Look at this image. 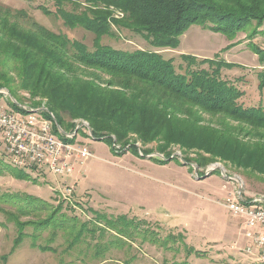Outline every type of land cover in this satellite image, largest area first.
I'll list each match as a JSON object with an SVG mask.
<instances>
[{
  "label": "rangeland",
  "instance_id": "374dc122",
  "mask_svg": "<svg viewBox=\"0 0 264 264\" xmlns=\"http://www.w3.org/2000/svg\"><path fill=\"white\" fill-rule=\"evenodd\" d=\"M74 1L77 8L86 6L85 0H65L63 9L70 11ZM0 2L15 13L23 10L29 15L26 22L36 21L57 33L61 30L92 48L95 34L91 30L69 28L62 16L36 9L44 5L55 12L56 0ZM25 21L21 18L23 24ZM253 24L252 35L241 33L235 38L194 24L181 35L177 47L161 52L166 58H175L176 63L182 61L181 54L222 60L227 63L224 71L243 83L244 101L253 104L264 97V60L260 59L264 54V20ZM113 28L117 35H105L101 42L125 50L149 49L150 44L140 35ZM258 47L263 51H256ZM73 67L81 77L96 81L102 88L125 91L121 80L105 70L79 63ZM5 73L8 81L0 89V103L15 111L20 104L38 107L43 118L50 117L48 112L54 116L47 99L21 88L13 70L6 68ZM182 107L183 112L178 111L168 124V132L179 135L148 143L135 132L128 135V144L112 133L109 138H95L91 123L76 117L72 123L78 132L69 140L83 144L93 155L77 166L72 176H56L44 165L18 166L0 142V264H263L256 248L252 254L246 252L252 241L244 236V219L234 217L222 202L238 191L249 201L264 198V172L260 171L264 166L252 160L264 143V126L192 104ZM57 135L64 137L62 132ZM217 135L223 155L199 146ZM235 147L239 158L234 162L226 154ZM42 203H48L47 213L31 211ZM21 207L29 211L21 213ZM55 207H61L69 217L77 215L82 221H90L91 226L93 221L105 223L120 215L142 222L136 226L134 242L112 236L108 241L94 239L72 246L74 236L62 229L34 228ZM96 250H103L102 254L97 255Z\"/></svg>",
  "mask_w": 264,
  "mask_h": 264
},
{
  "label": "trees",
  "instance_id": "16d2710c",
  "mask_svg": "<svg viewBox=\"0 0 264 264\" xmlns=\"http://www.w3.org/2000/svg\"><path fill=\"white\" fill-rule=\"evenodd\" d=\"M56 1L55 12L44 5L36 9L62 16L63 24L69 28L80 26L91 30L95 34L92 48L61 30L57 33L36 21L26 22L29 15H24L23 10L15 13V9L0 2V89L8 81L6 68L13 70L21 88L31 89L33 96L47 99L57 124L66 131L75 132L73 120L84 117L94 128L95 138H109L107 135L112 133L128 144V135L135 132L145 143L159 138L173 140L179 134L168 132L169 121L178 111L183 112V105L191 104L264 126V97L253 104L245 102V92L240 88L243 83L224 71L227 63L191 54H181L182 61L176 63L175 58H166L161 52L177 47L181 35L194 24L232 38L241 33L250 35L255 30L254 21L264 20V0H85L84 8H77L79 5L74 1L70 11L63 9L65 0ZM113 26L140 35L150 44L149 49L125 50L101 42L105 35H117ZM260 59L264 60L263 53ZM75 63L109 72L121 80L125 91L87 81L73 67ZM173 100L178 103L173 105ZM48 115L53 118L49 112ZM214 138L203 140L199 146L223 155L219 136ZM258 147L252 160L263 167L264 143ZM231 152L226 157L237 161L239 149L235 147ZM260 171L264 172V168ZM47 205L42 203L31 211L47 213ZM19 210L29 211L23 207ZM141 222L120 215L105 223L93 221L91 226L90 221H82L77 215L69 217L61 212V207H55L34 228L62 229L74 236L70 244L77 246L87 240L108 241L112 236L122 242H134L136 226ZM102 251L95 253L101 255Z\"/></svg>",
  "mask_w": 264,
  "mask_h": 264
},
{
  "label": "built area",
  "instance_id": "2783aa9c",
  "mask_svg": "<svg viewBox=\"0 0 264 264\" xmlns=\"http://www.w3.org/2000/svg\"><path fill=\"white\" fill-rule=\"evenodd\" d=\"M43 110L20 104L19 110L0 103V142L18 166L28 168L44 165L56 176H72L79 165L93 155L83 144L70 141L78 131L68 132L60 127L55 117L43 118ZM62 132L64 137H59ZM65 184L67 182L65 181ZM67 190L71 191L68 184ZM234 217L241 216L245 223V234L253 248L259 251L264 264V198L246 200L240 191L222 202Z\"/></svg>",
  "mask_w": 264,
  "mask_h": 264
}]
</instances>
